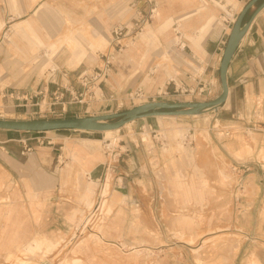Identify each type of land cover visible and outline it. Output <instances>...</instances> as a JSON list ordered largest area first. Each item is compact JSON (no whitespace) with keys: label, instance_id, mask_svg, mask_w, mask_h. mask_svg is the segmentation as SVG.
<instances>
[{"label":"rangeland","instance_id":"1","mask_svg":"<svg viewBox=\"0 0 264 264\" xmlns=\"http://www.w3.org/2000/svg\"><path fill=\"white\" fill-rule=\"evenodd\" d=\"M140 1L0 0V20L4 23L0 28V43H3L0 46V79L9 75L19 80L23 79L22 75L27 77L35 74L46 82L43 89L39 90L43 92L39 94L41 107L32 110L37 114L22 116L30 120L73 118L67 113L68 108L63 113L59 104L52 105L60 100L61 94V102H71L73 107L89 103L91 112L106 109L113 111L111 113L127 111L148 100H212L202 101L210 93L200 97L176 94L172 84L168 87L169 96H159V93L164 92L168 80H163L162 77L154 82V86L148 82V87H154L152 93L156 92L153 96L149 97L143 91V95H139L136 90L126 95L118 104L115 103L113 109L110 105L103 108L105 102L96 94L100 85L94 87L93 94L90 92L87 96H80L82 89L79 84L73 96L61 87L58 74L77 75L85 67L93 70L96 65L102 66L101 60L107 59L105 55L109 53L108 49L124 51L125 56L129 54L131 58L141 57L140 54L145 49L159 46L158 40L169 42L171 35L176 46H184L177 38L180 35L175 37L171 27L167 29L171 35L164 31L163 36L152 34L148 38L144 37L156 24V21L148 19L147 13L152 11V16L160 19L159 6L162 4L159 3L160 0H152L154 3L151 9L145 12L139 4ZM166 1L170 5L176 0ZM211 1L199 0L198 5L204 3L211 7L215 5ZM213 1L223 6L219 0ZM228 2L226 0V4ZM236 4L235 8L231 7L234 9L230 12L232 19L234 12H238L242 5L237 2ZM4 17L5 21H2ZM177 17L178 15H173L170 19L174 21ZM25 20L32 21L31 29L45 39V45L39 46L35 43L30 28L22 25ZM179 24L175 27L184 34L191 28L185 25L186 21L182 22L183 26ZM118 27L123 28L122 36L119 37L120 45L116 44L114 33ZM77 32L84 37L81 44L87 56L79 64H72L71 46L66 42L65 36ZM184 43L186 45L187 42ZM50 44H54V48H50ZM119 46H122V51H118ZM131 49L136 50L134 54L130 52ZM163 57L162 60L157 59V65L164 63ZM159 66L151 69L155 75L150 76L151 81L152 77H159L162 69ZM110 69L111 65L109 72ZM190 71L185 73L187 78L193 73ZM51 85L55 88L51 89ZM184 85L191 86L186 83ZM21 86L23 83L0 84L2 89ZM12 112V105L4 106L0 101V120H7ZM211 113L213 112L192 117L140 119L109 137L104 133L66 130L16 134L20 136L15 138L13 145L20 144L24 147V153L31 154L44 147L58 148V141H62L61 147H65L66 140L94 139L96 143L93 152L99 156L98 163H103L100 167L103 177L99 180L90 179L66 150L64 155L63 150L54 151L51 155L53 159L49 160L50 164L46 158L42 160L44 164L41 163L39 169L42 176L33 179L39 185L36 191L31 187L29 175L28 178L25 173L17 176L0 166V208L5 213L3 216V213L0 214V238H3L0 243V264H20V260L26 264H162L161 259L166 256L171 260L164 264H201L199 260L233 264L231 260L238 248L245 245L246 237L254 242H246L249 253L243 257L235 256L240 258H235V264H257L254 251L264 247V211L257 213L260 214L259 225L253 224L251 227L243 220L242 224L248 227L238 226L237 206L246 205V202L252 203L248 185L253 179L250 175L251 167L246 166L247 164L241 167L238 164L242 165L247 158L256 156L264 161V148L258 145L256 150V136L264 134V121L258 113L249 118L237 114L234 119L246 124L242 126L235 123L230 128H224L221 121L218 123L215 117L210 118ZM6 133L16 132L0 130V138L6 136ZM233 161L238 163L233 164ZM126 167L133 171L132 175L129 173L127 180L124 178L125 174H122ZM50 175L58 180H51ZM107 181L109 195H105L104 200H108V197L109 200L99 207L103 186ZM262 181L264 192V179ZM56 182L58 186L55 190ZM89 185L93 194L85 191V187ZM130 190H134L135 194L128 197L134 203V210L126 211L127 192L130 193ZM13 193L18 194L15 201L10 198ZM252 197L257 199L258 208L264 206V197ZM60 198L68 202H64L67 203L65 206L55 208L54 204ZM91 201L96 207L90 209L88 202ZM70 205L72 210H68ZM12 209L16 210L9 215L8 212ZM243 217L240 218L246 219ZM182 219L186 220L184 225L180 223ZM15 220H19L16 223L19 231L17 239L20 243L12 248L13 233L7 227L12 226ZM92 221L97 223H91ZM112 223L115 228L109 232L107 229ZM127 223L130 224L129 227L126 226ZM77 238L82 239L77 241ZM7 240L11 242H5ZM52 241L59 246L48 249L47 246ZM135 249L139 251L134 253ZM9 251L12 256L6 259Z\"/></svg>","mask_w":264,"mask_h":264},{"label":"crops","instance_id":"2","mask_svg":"<svg viewBox=\"0 0 264 264\" xmlns=\"http://www.w3.org/2000/svg\"><path fill=\"white\" fill-rule=\"evenodd\" d=\"M220 3L225 6L224 9H219L215 5H211V8H216L217 10V21L215 24L206 32H199V29L204 25L206 18L204 17H194L196 21L191 25L185 24L187 27H191L188 32H180L178 27H175L177 24L181 23L183 26V21H178V17L187 13L189 11H195L199 7V0H176L171 2L170 5H167V1L160 0L161 7L159 6L160 13L159 18L155 19L156 17H152L151 19L156 21L155 28L152 31H147L144 37L148 38L152 34H161L165 31L166 34L171 35L170 31L167 30L169 27L172 28L175 32V37L177 36L176 32H179L180 36L177 38L179 39L180 43L184 44V48L178 47L175 44V40L171 35L170 41H160L159 46H155L152 48L145 49L143 54H140L141 57L133 58L129 57V54L125 56L124 51L116 52L112 49H108V54L105 55L107 59L110 60L111 69L109 72V76L106 79H102L99 83L100 87L97 89L96 94L99 96L101 101H104L103 108H107L109 105L113 106L114 104H118L125 98L126 95L129 93L134 92L138 89H141L145 94L149 97L153 96L156 92L152 93L151 90L154 89V82L161 77L163 80L168 79V77L173 76L180 82H184L191 86H194L198 83V81L193 80L194 77L187 78V72H191L190 70H198L203 71V74L199 76L200 80L205 82L211 83L212 92L209 96H205V100H210L216 98L221 93V86H220V63L222 60L224 48L230 34L231 28L233 26V19L231 18V11L233 12V8L236 7L237 3H242L241 8L238 12H234V19H236L237 15L241 11V9L250 1V0H228V4H226V0H219ZM264 0H260L249 12L247 13L244 22H249V28L244 35L242 41L240 42L234 56L229 64L228 72H227V83L229 89V96L226 103L220 107L217 111L209 114L210 118H216L217 122L222 125V127L230 128V126H234V124L244 125L246 122L241 120L234 119L237 114L240 117H247L249 118L253 114L256 115L257 113L262 116L264 121V8L261 9L258 13L254 14L257 7L263 2ZM154 2L152 0H141L140 5L143 7V11L148 12L152 4ZM182 7V8H180ZM233 7V8H231ZM35 11V10H34ZM33 11V12H34ZM37 13V11L35 12ZM149 13H147L148 15ZM173 15H178L177 18H174V21L171 18ZM55 18V17H54ZM223 20V21H222ZM2 21H5V17ZM56 21V18H55ZM170 22V23H168ZM172 23V24H171ZM32 21L25 20L24 26L30 28L32 32V38L35 43L39 46L45 45V39L42 38L36 31H33L32 28ZM4 25L3 22L0 20V28ZM167 25V26H165ZM180 25V24H179ZM22 27V26H17ZM157 28V29H156ZM167 30V31H166ZM157 32V33H156ZM164 34V33H163ZM162 34V36H163ZM68 35H72L73 37H77L78 43L80 44L82 55H78V51L71 49V57L70 62L72 64H79L81 61L86 58V50L83 48L81 41L84 39L83 35L80 32L76 34L69 33ZM185 42L186 45H185ZM165 42V43H164ZM83 43V42H82ZM3 43H0V46ZM50 44V48H52ZM131 53L134 54L130 50ZM162 56H164L162 61L164 63L157 65V59L162 60ZM102 61V66L96 65L93 68H101L105 64V60ZM162 67L160 73L158 74L159 77L155 78L154 72H151L154 67ZM88 70L87 67L84 70L80 71L77 75H70L69 73L59 75L61 81V87H65L67 90L74 92L76 89L78 90V83L77 78L78 76ZM155 71V70H154ZM193 72V71H192ZM178 73V74H176ZM194 73V72H193ZM192 73V74H193ZM178 75V76H177ZM21 77L23 79L16 80L12 76L5 75L0 79V84H17L23 83L21 87H5L0 88V101L4 103V106L12 105L13 112L12 115L7 120H30L26 119L22 115L25 116H33L37 114V112H32V110H36L38 106H40L41 97L39 96V90L43 89L44 85L46 84L44 78L40 76H36L35 74H31L27 77ZM150 76L152 77V81L150 80ZM198 76V75H197ZM57 78L56 82L59 80ZM18 81V82H17ZM150 82L153 86L148 87V83ZM45 83V84H44ZM51 89L55 88L54 85L50 86ZM159 88V86L157 87ZM153 100H148L142 102L149 103ZM199 101V100H197ZM140 105V104H138ZM136 105V106H138ZM41 107V106H40ZM68 114H71L72 117H89V116H98L111 113L113 111L104 110V111H93L91 112V104L85 103L82 106H72L71 103L68 105ZM134 108V107H132ZM78 111V112H77ZM82 111V112H80ZM91 112V113H90ZM66 113V114H67ZM0 116L1 113H0ZM219 116H224L220 118ZM233 118V119H232ZM220 119V120H219ZM18 133H6V136L0 138V166L3 168L5 167L10 173H14L17 176H22L23 173L27 174V178L30 176L31 179V187L36 191L39 189V185L37 182H33V179L42 174L39 172L41 163L43 159H47V163H49L50 159H53L51 155L54 151L61 152L64 155V150L68 151L73 156V161L83 173H87L90 179L99 180L103 177V170L100 168L102 166V162L98 163L99 159L96 162L92 161V156L97 157L93 152L95 150V143L94 139L90 138H82L79 141H69L66 140L65 147L63 142L58 141L56 144L59 146L58 148L54 147H44L37 149L34 153H24V147L20 144L18 146L13 145L15 138L20 135H16ZM22 134V133H19ZM257 138V146L264 148V134H260L256 136ZM61 140V139H60ZM20 143V142H19ZM256 152V151H255ZM47 155V156H46ZM99 157V156H98ZM129 158V157H128ZM238 163L237 161H233V164ZM129 164V163H127ZM243 164H247L246 166H250L252 172L250 175L252 176V183L248 185V193L251 192V204L246 202V205L237 206L239 209L238 213V226L248 227L254 224L259 225L260 222V214L264 211V206L258 208L259 204H257V199L253 198L252 196H262L264 197V192L262 191L263 188V177H264V161L258 159V156L247 158L242 165L238 164L239 166L243 167ZM4 169V168H3ZM124 169V168H123ZM5 170V169H4ZM6 170V171H7ZM133 171L126 167V171L122 172L125 174L124 178L127 180L129 178V173L131 174ZM40 173V174H39ZM51 174H53L51 172ZM86 174V175H87ZM29 175V176H28ZM132 175V174H131ZM130 175V176H131ZM56 176V175H55ZM53 175H50L49 178L53 180ZM36 180V179H35ZM34 180V181H35ZM56 180L57 177H56ZM54 179V181H56ZM92 182V180H91ZM55 190L58 186V182L55 184ZM129 191V190H128ZM131 191V190H130ZM55 194V193H54ZM60 195V193H59ZM134 190L130 193L127 192V200H126V211L134 210V203L128 197L134 196ZM55 196V195H54ZM201 196V195H200ZM247 196V195H246ZM18 197L17 193H13L12 201H15ZM55 199V198H54ZM63 198H60L59 202L55 203L54 206H65L68 201H63ZM203 200V199H202ZM61 201H63L61 203ZM12 206V205H11ZM3 207V206H2ZM12 208V207H11ZM15 208V207H14ZM73 208L70 205V209ZM16 209L9 210L8 214L12 215ZM57 210V209H56ZM59 210V209H58ZM145 210H148V205H146ZM134 212V211H133ZM243 212V215L241 214ZM2 216L5 214L3 209L0 208V214ZM1 216V217H2ZM0 217V218H1ZM246 219H241V218ZM21 218V216H20ZM22 220V218H21ZM131 220V219H130ZM245 221L247 225L242 224V221ZM19 220H15L12 226L7 227L13 233L14 242L20 243L18 241L19 231L17 228V223ZM129 222V217L127 219ZM129 223L126 226L129 227ZM261 225V224H260ZM115 228V224L112 223L108 227L107 231L111 232ZM6 229V230H7ZM250 233V232H248ZM5 237V233L3 234ZM42 237V236H40ZM3 238H0V243ZM246 242H254L249 241L247 237L245 238ZM34 241V240H33ZM5 242H11V240H7ZM127 242H130L127 240ZM245 245L240 246L235 253V256L242 255V257L249 253L247 248V243ZM255 259L257 260L258 264H264V247H259L254 251ZM231 260L233 264H235L236 259H240L239 257H235ZM177 258V256H176ZM236 258V259H235ZM169 257H164L161 259V263L164 264L165 261H170ZM244 261V260H243ZM106 264H114L113 262H105Z\"/></svg>","mask_w":264,"mask_h":264},{"label":"water","instance_id":"3","mask_svg":"<svg viewBox=\"0 0 264 264\" xmlns=\"http://www.w3.org/2000/svg\"><path fill=\"white\" fill-rule=\"evenodd\" d=\"M260 0H250L237 15L228 36L220 63L221 93L207 102H168L156 101L141 104L121 113H110L89 117H73L51 120H0V130L16 133H45L51 131H75L85 133H104L120 130L126 124L140 119L154 117H192L217 111L229 96L227 72L229 64L240 42L249 28L244 19ZM264 8V1L257 7L254 14Z\"/></svg>","mask_w":264,"mask_h":264},{"label":"built area","instance_id":"4","mask_svg":"<svg viewBox=\"0 0 264 264\" xmlns=\"http://www.w3.org/2000/svg\"><path fill=\"white\" fill-rule=\"evenodd\" d=\"M150 13L148 14L149 20L153 17L152 14H154L152 11ZM234 21H235V19H233V22ZM122 32H123L122 27H118L114 31L115 37H116L115 41H116L117 45H120L119 37L122 36ZM176 33H177V35H180L179 32H176ZM179 47L184 48L183 45L179 46ZM118 51H122V46H119ZM104 64L105 65L101 68H95L93 70H86L78 76L77 83L79 84V86L82 89V94H80V96H82V95L87 96V94L90 92L93 94L92 89L94 87H98L101 80L106 79L109 76L110 60L106 59ZM191 70L194 72V74L188 73L190 75L189 78H191V76H193L194 77L193 80L198 81V83L195 86H187V85L185 86L183 82L175 80V77H172V78L170 77L167 80V85L165 87L164 92L162 94L159 93V96H161V95L169 96V93L167 91H168V87L171 84L173 85L174 92L176 94L181 93L182 95L186 94V95L191 96V97H198V96L200 97V96H203L204 94H209V93L211 94V91H212L211 83H209V82L207 83L203 80H200V78H199V76H201L203 74V71H198V70L195 71L193 69H191ZM63 88L65 90H67L65 87H63ZM69 92L71 93L72 96L74 95V92H71V91H69ZM137 92L139 95H143V92L141 89H138ZM41 93H43V92L42 91L39 92V94H41ZM74 98H77V97L75 96ZM62 99H63V94H61L60 100H58V102L55 101V103H52V105L59 104L62 107L63 113H65L67 111V105H69L71 102L64 103V102H61ZM228 132L229 131H227L226 136H228V134H229ZM48 144H50V143H48ZM109 148L110 147H108L107 150H109ZM108 155H111V153Z\"/></svg>","mask_w":264,"mask_h":264},{"label":"bare ground","instance_id":"5","mask_svg":"<svg viewBox=\"0 0 264 264\" xmlns=\"http://www.w3.org/2000/svg\"><path fill=\"white\" fill-rule=\"evenodd\" d=\"M213 4H215V6L216 7H219V9H224L225 8V6H221V5H218L217 4V2L216 1H211ZM180 8H182V7H180ZM217 10H216V8H211V7H209V5H207V4H202L201 6H199L198 7V9L197 10H195V11H189V12H187V13H184L183 15H181V16H179L178 18V21H186V23H187V25L189 26V25H191L192 23H194L195 21H196V19H194V17H204V18H206V21H205V23H204V25L199 29V32L200 31H202V32H206V31H208L214 24H215V22L217 21ZM223 21V20H222ZM168 23H170V22H168ZM165 26H167V25H165ZM77 37L78 36H76V37H73L72 35H66L65 36V39H66V42L68 43V45L69 46H71V49L72 48H74V50H76V51H78V55L80 56V55H82V50H81V48H80V44L78 43V39H77ZM143 42V41H142ZM92 45H94V44H91V46ZM52 48H54V45H52ZM135 49V48H134ZM134 49H131V51L132 52H134V51H136V50H134ZM169 118H174V117H169ZM128 125H130V124H126V126H128ZM119 130H115V131H108V132H104V135L106 136V137H109V136H112V135H114V133H117ZM92 161H94V162H96V160L97 159H99V157L97 156V157H94V156H92ZM93 182H91V184H92ZM224 183V182H223ZM227 183V182H226ZM80 184V183H79ZM108 181L106 182V184L103 186L104 188H103V192H102V201H101V203H99V207H101V204H105V203H107L108 202V200H109V197H108V200L107 199H105L104 200V197H105V195H109V190H108ZM85 191H87V194H93V190H92V187L89 185V186H86L85 187ZM87 197V196H86ZM112 200V199H111ZM109 204V203H108ZM112 205V204H111ZM88 207L91 209L92 207H96V204L93 202V201H91V202H88ZM104 207V206H103ZM104 211L106 210V209H103ZM95 213V212H94ZM99 214V213H98ZM92 216V215H91ZM99 216H100V214H99ZM91 218V217H90ZM93 218V217H92ZM99 219V218H98ZM93 220V219H92ZM100 220V219H99ZM90 221V220H89ZM185 219H182L181 220V224H185ZM88 223V222H87ZM91 223H97V221L96 222H91ZM100 224V223H99ZM87 224H85V226H86ZM89 226V225H88ZM92 227V226H91ZM85 228V227H84ZM90 228V227H89ZM6 230V229H5ZM5 230H3V234H4V232H5ZM76 230V229H75ZM90 231V230H89ZM95 231V230H94ZM79 233H81V232H79ZM82 233H84V232H82ZM219 233H220V231H219ZM80 235V234H79ZM84 235V234H83ZM86 235V234H85ZM88 235H89V233H88ZM225 235V234H224ZM222 236V235H221ZM235 236V235H234ZM79 238V237H78ZM78 238H77V241H79V240H81L82 238H84V237H82L81 239H79L78 240ZM226 238V237H225ZM231 239H232V237H230ZM69 239V238H68ZM222 239H224V238H222ZM227 239V238H226ZM230 239V240H231ZM205 241V240H204ZM63 243V242H62ZM236 243V242H235ZM234 244V243H233ZM237 244V243H236ZM18 245V243L17 242H13V245H12V248H15L16 246ZM57 243H55L54 241H52V244H49L47 247H48V249H54V248H56L57 247ZM63 245V244H62ZM59 246V245H58ZM11 248V250H13ZM133 251V250H132ZM139 250H137V249H135V251H133L134 253H137ZM150 251V250H149ZM11 256H12V254H11V251H9L7 254H6V259H10L11 258ZM29 259V258H28ZM65 259V258H64ZM21 261V263L20 264H26V262H23L22 260H20ZM19 261V262H20ZM30 261V260H29ZM60 261V260H59ZM67 262V261H66ZM199 262L201 263V264H216L215 262L214 263H208V262H206V261H200L199 260ZM66 264H68V263H66ZM258 264V263H257Z\"/></svg>","mask_w":264,"mask_h":264}]
</instances>
